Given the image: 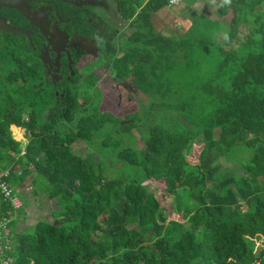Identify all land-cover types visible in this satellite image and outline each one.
<instances>
[{
    "label": "trees",
    "instance_id": "16d2710c",
    "mask_svg": "<svg viewBox=\"0 0 264 264\" xmlns=\"http://www.w3.org/2000/svg\"><path fill=\"white\" fill-rule=\"evenodd\" d=\"M169 1L116 0L134 33L111 61L147 98L131 103V122L102 110L100 92L95 102L70 93L58 112L32 47L0 35V156H18L21 177L31 176L35 196L52 210L33 231L14 233L15 264H264V11L233 47L246 2L235 4L231 48L220 50L217 74L194 83L193 41L155 29ZM15 127L26 144L14 138ZM102 134L103 161L117 157L116 166L142 172L110 179L75 153L76 142ZM124 136L142 139L144 149L125 147ZM152 181L166 183L185 223L169 221L145 185Z\"/></svg>",
    "mask_w": 264,
    "mask_h": 264
},
{
    "label": "flooded vegetation",
    "instance_id": "af4514ba",
    "mask_svg": "<svg viewBox=\"0 0 264 264\" xmlns=\"http://www.w3.org/2000/svg\"><path fill=\"white\" fill-rule=\"evenodd\" d=\"M0 23L22 31L10 33L0 27V35L18 36L32 47L43 70L41 79L55 91L58 112L65 110L71 85L82 79L96 80L94 88L103 98L145 100L134 75L119 74L111 61L114 51L124 53L127 37L116 0L114 5L112 0H13L11 6L0 2ZM131 115L124 113V122L133 121L127 119Z\"/></svg>",
    "mask_w": 264,
    "mask_h": 264
},
{
    "label": "rangeland",
    "instance_id": "374dc122",
    "mask_svg": "<svg viewBox=\"0 0 264 264\" xmlns=\"http://www.w3.org/2000/svg\"><path fill=\"white\" fill-rule=\"evenodd\" d=\"M246 3H244V8L242 10V16H240L238 21L237 30L240 32L243 31V34L246 35L248 33V29H251V25L253 24L255 18L257 15H260L262 13H259V10L264 11V3H262L260 6H256L252 4L251 0H245ZM112 4L114 5V0H112ZM240 9L238 8V13ZM162 14L156 15L155 19L157 20L156 23L159 26V23L162 21ZM127 25V24H126ZM158 32V31H157ZM245 37H240L239 40H243ZM201 41V40H199ZM209 41V40H208ZM206 42V41H203ZM228 43V42H227ZM227 43H214V44H207V43H201L193 41L190 43V48L193 49V52L190 56V61L197 65V70L194 72L193 76L191 77V80L194 83H201L204 81H207L211 79L215 74H217L218 69L220 67V64L224 58L220 55V50L222 48L229 49L230 46L226 45ZM190 77V76H189ZM189 81V79H187ZM72 94L77 100H81L85 97H89L92 99L93 102L99 99L98 93L99 90L95 89L89 81H85L84 79L80 80L77 84L74 86L71 85ZM107 95V94H106ZM187 96H190L191 93H186ZM145 100L147 99L144 96ZM134 105L129 103L127 101V97L123 96L122 101L118 96H105L102 100V110L105 111H111L114 114H116L119 117H122L124 113L134 110ZM124 110L126 112H124ZM19 132H17L15 129L12 128V133L14 138L17 141H23L24 144L28 142V140L25 138V130L23 129H17ZM134 134L139 136V134L136 133V130H134ZM96 138H99L97 140L93 139L91 142H82L78 141L74 144V151L78 155H81L84 158H88V160L94 159L96 163V167L98 169H102L105 171L106 176L110 177V179H117V177H124V176H137L142 172L140 170V167L133 166L130 164H126L125 166L123 163L120 164V166H116V163L119 162L117 157L108 156L107 160L110 161H103L101 159L102 157V147L99 144V141L104 139L103 134L100 136H97ZM124 145L125 147H132L134 149H144L145 143L142 139H138L137 141L133 142V139L129 136H124ZM201 147L198 145L195 149L193 154L191 155V160H195L197 154L200 151ZM138 155V154H137ZM101 159V160H100ZM2 161L3 163H9V157L6 155V153H2ZM21 168V169H20ZM18 168V171H22V167ZM234 168V167H233ZM237 172H240L239 169H236ZM16 175V174H15ZM23 177H20V180L17 179V177H13L12 183H14L16 186H19L22 184ZM148 188L151 189V191L157 196L158 200L163 205L164 210L166 211L168 215L169 221H178L181 223H185V220L182 215H178L175 213L174 205H173V197L168 195L166 192L167 186L165 182H148L145 184ZM34 188V185H33ZM20 193V192H19ZM22 197V196H21ZM23 201L26 200L25 197L23 198ZM54 204V203H53ZM189 207L192 208V203H189ZM4 211L0 207V217L3 213L6 214H12L14 211H11L7 205L3 206ZM22 213V212H21ZM51 214V213H50ZM50 219H52V215L50 216ZM33 231V228L28 227L26 229V232Z\"/></svg>",
    "mask_w": 264,
    "mask_h": 264
},
{
    "label": "crops",
    "instance_id": "0c3cea01",
    "mask_svg": "<svg viewBox=\"0 0 264 264\" xmlns=\"http://www.w3.org/2000/svg\"><path fill=\"white\" fill-rule=\"evenodd\" d=\"M237 2L244 3L245 0H228V2L225 0H183L178 5L169 3L168 7L156 14L163 15L159 26L154 18L156 32L176 40H209L213 43H227L228 35L233 31L234 15L238 13L239 5L235 6ZM229 3H233V5L227 7ZM126 24L127 37L125 41L134 33L129 24L127 22ZM240 37H243V31L238 30V34L232 42L233 47L238 46L237 42ZM8 157L9 163H3V161L2 163L3 167L9 169L12 175L9 176V182L15 191L20 192L19 194L26 199L20 210L8 214L13 219L14 233H20L34 225L37 220L50 219L52 210L47 206L45 197L35 196L31 176L25 177L19 186L12 183L10 177L12 179L17 177L19 180L22 171H18V168L21 167L17 164L18 156L10 154Z\"/></svg>",
    "mask_w": 264,
    "mask_h": 264
},
{
    "label": "built area",
    "instance_id": "2783aa9c",
    "mask_svg": "<svg viewBox=\"0 0 264 264\" xmlns=\"http://www.w3.org/2000/svg\"><path fill=\"white\" fill-rule=\"evenodd\" d=\"M183 0H170L171 5H178ZM25 152H22L24 155ZM10 170L3 167L0 158V207L7 205L11 211H18L23 207L21 195L15 191L9 182ZM13 219L3 213L0 217V264H15L12 253L15 251Z\"/></svg>",
    "mask_w": 264,
    "mask_h": 264
},
{
    "label": "water",
    "instance_id": "95a60500",
    "mask_svg": "<svg viewBox=\"0 0 264 264\" xmlns=\"http://www.w3.org/2000/svg\"><path fill=\"white\" fill-rule=\"evenodd\" d=\"M0 2L4 5L11 6L13 4V0H0ZM16 8V7H14ZM0 27L10 33H22L21 30L14 29L12 26H10L7 23H0ZM136 87V85H135ZM139 101V100H138Z\"/></svg>",
    "mask_w": 264,
    "mask_h": 264
},
{
    "label": "clouds",
    "instance_id": "9594fccd",
    "mask_svg": "<svg viewBox=\"0 0 264 264\" xmlns=\"http://www.w3.org/2000/svg\"><path fill=\"white\" fill-rule=\"evenodd\" d=\"M225 2H228V0H225Z\"/></svg>",
    "mask_w": 264,
    "mask_h": 264
}]
</instances>
